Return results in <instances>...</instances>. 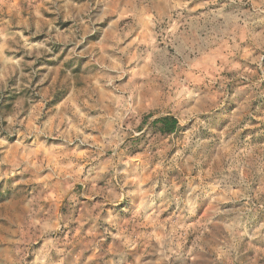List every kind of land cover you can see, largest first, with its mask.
<instances>
[{"label": "rangeland", "instance_id": "rangeland-1", "mask_svg": "<svg viewBox=\"0 0 264 264\" xmlns=\"http://www.w3.org/2000/svg\"><path fill=\"white\" fill-rule=\"evenodd\" d=\"M0 264H264V0H0Z\"/></svg>", "mask_w": 264, "mask_h": 264}, {"label": "trees", "instance_id": "trees-1", "mask_svg": "<svg viewBox=\"0 0 264 264\" xmlns=\"http://www.w3.org/2000/svg\"><path fill=\"white\" fill-rule=\"evenodd\" d=\"M152 124L158 126L159 131L166 135L174 133L178 128V121L169 115L155 119Z\"/></svg>", "mask_w": 264, "mask_h": 264}]
</instances>
